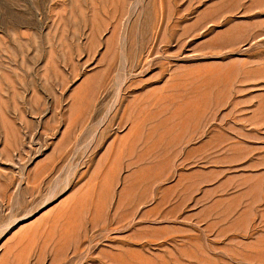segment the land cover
I'll return each instance as SVG.
<instances>
[{
    "label": "rangeland",
    "instance_id": "rangeland-1",
    "mask_svg": "<svg viewBox=\"0 0 264 264\" xmlns=\"http://www.w3.org/2000/svg\"><path fill=\"white\" fill-rule=\"evenodd\" d=\"M0 264H264V0H0Z\"/></svg>",
    "mask_w": 264,
    "mask_h": 264
},
{
    "label": "bare ground",
    "instance_id": "bare-ground-1",
    "mask_svg": "<svg viewBox=\"0 0 264 264\" xmlns=\"http://www.w3.org/2000/svg\"><path fill=\"white\" fill-rule=\"evenodd\" d=\"M122 230V229H121Z\"/></svg>",
    "mask_w": 264,
    "mask_h": 264
}]
</instances>
